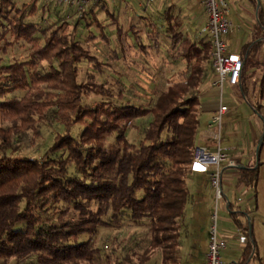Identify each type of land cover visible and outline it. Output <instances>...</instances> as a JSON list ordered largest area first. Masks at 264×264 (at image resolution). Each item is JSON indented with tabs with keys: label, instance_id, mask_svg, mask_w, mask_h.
<instances>
[{
	"label": "trees",
	"instance_id": "trees-1",
	"mask_svg": "<svg viewBox=\"0 0 264 264\" xmlns=\"http://www.w3.org/2000/svg\"><path fill=\"white\" fill-rule=\"evenodd\" d=\"M16 1L0 0V264H186L191 165L203 125L202 97L215 79L210 39L185 36L175 20L159 32L149 23L148 45L132 26L128 43L117 8L104 1L100 9L116 25L114 43L97 7L81 17L68 8L67 17L44 1ZM163 14L174 19L171 8ZM259 17L264 27L260 10ZM93 26L110 47L103 60L91 50ZM157 34L169 41L174 65L164 89L109 73L112 63L129 58L148 63L147 56L160 50ZM263 43H247V58ZM16 48L26 55L11 56ZM247 66L241 81L246 99ZM261 67L251 85L260 92L264 62ZM53 123L57 128L44 152L24 153L28 134L38 138L40 125ZM109 138L115 143L107 150ZM258 178L259 165L240 170L239 183L250 191ZM127 227L144 232L97 245L102 229Z\"/></svg>",
	"mask_w": 264,
	"mask_h": 264
},
{
	"label": "crops",
	"instance_id": "crops-1",
	"mask_svg": "<svg viewBox=\"0 0 264 264\" xmlns=\"http://www.w3.org/2000/svg\"><path fill=\"white\" fill-rule=\"evenodd\" d=\"M114 1L110 2L111 6L115 5ZM226 2L229 6L228 19L233 24V31L227 37L230 50L240 54L247 65L252 58L253 65L260 70L264 62V43L256 54H251L249 59L247 58L248 52H244V46L255 40L264 42V27L261 25L259 17V10L264 16V0H226ZM147 5L148 0H139L137 4L139 8L144 6V8L142 7L143 12L146 11L145 6ZM149 7L148 9L153 16V26L157 28V32L164 31L167 27L168 29L171 28L170 22L176 20L179 22L177 28L185 36H201L200 30L206 22L203 0H154ZM168 8H171L174 19L171 17L170 20L169 17L166 19L163 14ZM138 16L142 19L145 15L140 13ZM164 18L167 22L163 20ZM170 71L172 72V70ZM256 75L258 77L260 72H257ZM244 76L243 73L242 82ZM214 80L211 82V87H213ZM252 83L254 84V82ZM225 88L231 94L239 97L240 106L246 107L247 103L251 108H253L252 104L256 109H254V113L250 112L251 124L249 127L245 126L244 130L241 128L231 129L230 119H227L221 127V133L225 132L224 137H222L225 142L221 141L220 147L228 160L235 163V166H229L227 162L222 164L224 198L219 204V230L222 238L227 242V247L222 252V262L223 264H264V209L260 205L264 171L259 158L256 159V155L260 154L264 145V117L262 115V111H264V87L260 92L251 86L249 95L255 97V103L250 102L251 104L249 99L243 95L241 86L240 90H234L227 85ZM210 92L213 96L211 103H202L203 125L198 139V147L214 152L217 150V145L212 139L215 127L211 125V121L220 105V91L213 87ZM256 93L258 98H256ZM213 100H216L215 103ZM223 102L229 107V111L224 115L227 117L231 107L224 99ZM254 165H259V178L255 192L248 190L239 183L240 170ZM224 183H227L229 188L224 189ZM189 187L192 197L187 206L188 239L183 247L184 260L186 264H205L215 195L209 183V175L206 173H193L189 179ZM252 197L256 198L255 204L250 201ZM229 210L237 214L236 217L240 224L235 221ZM245 228L246 231L244 232L248 236V243L250 242L249 235L255 243L252 249H247V244H240L237 237L234 236L235 233L243 231Z\"/></svg>",
	"mask_w": 264,
	"mask_h": 264
},
{
	"label": "rangeland",
	"instance_id": "rangeland-1",
	"mask_svg": "<svg viewBox=\"0 0 264 264\" xmlns=\"http://www.w3.org/2000/svg\"><path fill=\"white\" fill-rule=\"evenodd\" d=\"M28 1L29 0H17L16 3L18 4V6H21L23 2H28ZM39 1L43 2V0H39ZM106 1L109 2L107 5L110 10H113L114 6L118 10L117 19L119 22V26L123 28V35L124 38H126L125 40H127L128 43H133L132 40L133 34H130V28L134 26L135 32L138 33L139 37L142 38L145 41V43L148 45L149 33H147V31L150 28V26L152 27L154 25L153 22H151L153 19L152 13H150L151 11L148 9L150 4L147 5L148 7L145 6L146 11L143 12L142 7L144 8V6H142L141 8L137 6L139 0H115V1L106 0ZM111 1H114L115 3L114 6H111L110 4ZM128 5L133 7L131 13H130L131 7L129 8ZM57 8L61 10L63 9L64 11L62 12V15L68 17V14L70 13L67 11L68 8L64 9V7H59V6ZM95 11L97 13L98 20L101 21L102 24L106 27L107 35L110 41L116 43L117 42L116 34H115L116 25L112 24V20L110 16L105 12V9H100V6H98L97 8H95ZM140 13L148 17L149 20H142L141 17L138 16ZM90 17H91L90 15L86 16L87 21H90L89 20ZM67 21L71 22V18L67 19ZM45 22L53 23L54 19L47 18ZM149 23H151L150 26H148ZM152 28L157 30V28H155L154 26ZM91 30L97 36L93 40V43L91 45V50L96 54H98L99 58L103 60V57L101 56L105 54L106 57L107 54L110 52V47L108 46V43L106 44L105 41L101 40L100 29H98L96 26H93ZM157 36H158L157 39L159 41L158 44L160 45V50L155 52L154 58L151 57L152 55L147 56V58L148 57L151 58L148 59L149 60L148 63L145 64L132 63L131 58H129V60H127L126 62L121 61L120 63L117 64L112 63L113 66L111 67L109 73L110 74L112 73L114 77L121 76L124 79H128L131 82H135L138 79H140L144 83H147L150 88L155 86L154 88L155 90L164 89L168 81L170 80V75L172 74L170 70H172L174 65L168 59V54L170 51L169 41L163 35L159 36V34H157ZM124 38L123 37L120 38V41H122V39L124 40ZM95 50H97V52ZM150 51L151 49H149V52ZM23 55H26L25 48H18V49L16 48L11 52V56L14 57H20ZM105 60L106 59H104V61ZM108 63L110 64V61ZM112 70L114 72H111ZM257 72L260 73L262 72L261 67L260 70L257 69V67L253 65L251 58L247 66V73L249 76V80H248L249 89H251V85L253 84L252 82L255 83L258 80L259 76L257 77L256 75ZM84 76L85 75L82 74L81 79H84ZM151 78L152 80H154V84L150 81ZM110 81L113 82L114 79L110 77ZM212 88L213 87H210V89L203 95L202 103H211V99L213 96H212V92L210 91L212 90ZM255 90L258 91L259 88L256 87ZM223 95H224V100L227 103H229L231 107V111L227 117L223 116L222 125H224L227 119H230L229 125L230 128L233 130H236V128L239 129L241 128V130H244L245 126L249 127L251 124L250 112L254 113L255 112L254 109L251 108L247 103H246V107L240 106L238 101L239 97H237V95L231 94L230 91L227 90V88L224 89ZM247 96H248L247 99H249L248 101H250L251 103H255V97L253 98L251 95H247ZM256 98H258L257 93H256ZM215 101L216 100H213L214 103ZM262 115L264 117V111H262ZM56 128L57 127L55 123L50 124L49 126L45 124H41L40 125L41 135L38 138H35L31 133L28 134L27 139L25 141L24 153L26 154L32 153L34 155H38L39 153L44 152L45 148H47V146L51 143V139L54 132L56 131ZM73 132L74 134H78L79 127H75ZM136 133L134 130L130 131L129 138L131 141L135 139ZM224 134L225 132L221 133V137H224ZM222 141L223 143L225 142L224 139H222ZM114 143H115L114 138L107 139L106 149L107 150L110 149L111 146L114 145ZM259 162L263 165V171H264V145L259 154ZM226 188H229V186L227 185V183H224V189ZM250 201L254 202L255 204L256 198L252 197ZM260 205H262L264 209V175H263V189L260 194ZM22 227L23 224L21 223L17 225V228L19 229ZM143 232H144L143 230L136 229L134 227H127L121 231L116 229H102L97 239V245H100L102 247H105L106 245L107 246L110 245L111 240L116 235H119L121 238H124L125 236L129 237L131 235H133L134 237H141ZM263 251H264V244H263ZM11 264H14V262H11Z\"/></svg>",
	"mask_w": 264,
	"mask_h": 264
},
{
	"label": "built area",
	"instance_id": "built-area-1",
	"mask_svg": "<svg viewBox=\"0 0 264 264\" xmlns=\"http://www.w3.org/2000/svg\"><path fill=\"white\" fill-rule=\"evenodd\" d=\"M43 1L55 6L70 8L81 17L90 7H98L106 0ZM153 1L148 0V4H152ZM203 6L206 13V22L200 30V35L208 37L212 43L211 58L215 73L212 86L220 91V105L211 121V125L215 127L212 139L217 145V150L209 152L205 148L197 147L191 170L194 173L209 175V183L215 195V206L209 225L205 264H223L222 252L226 249L227 242L222 238L219 230V204L224 198L222 164L227 162L229 166H235L234 161L228 160L220 147L222 120L223 116L229 111V107L224 105L223 102V89L226 85L234 90L240 89L244 60L240 54L232 52L229 47L227 37L233 31V24L228 19L229 6L226 0H203ZM244 231H246V228L234 235L242 245L248 243V236Z\"/></svg>",
	"mask_w": 264,
	"mask_h": 264
},
{
	"label": "water",
	"instance_id": "water-1",
	"mask_svg": "<svg viewBox=\"0 0 264 264\" xmlns=\"http://www.w3.org/2000/svg\"><path fill=\"white\" fill-rule=\"evenodd\" d=\"M259 1V0H258ZM251 234V233H250Z\"/></svg>",
	"mask_w": 264,
	"mask_h": 264
}]
</instances>
